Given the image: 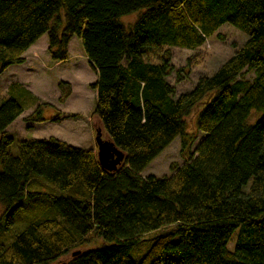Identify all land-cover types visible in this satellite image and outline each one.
Here are the masks:
<instances>
[{"label":"trees","instance_id":"obj_1","mask_svg":"<svg viewBox=\"0 0 264 264\" xmlns=\"http://www.w3.org/2000/svg\"><path fill=\"white\" fill-rule=\"evenodd\" d=\"M135 11L126 27L120 17ZM225 23L245 42L176 95L168 48L195 49ZM43 35L57 62L80 41L97 76L92 115L124 158L108 171L92 148L53 136L18 140L13 155L6 129L33 98L11 83L0 98V264H264V0H0V75ZM189 114L203 134L195 150L170 176H144L176 137L190 145ZM25 119L44 121L40 105ZM34 202L61 218H34L6 243ZM91 239L103 244L62 258Z\"/></svg>","mask_w":264,"mask_h":264},{"label":"rangeland","instance_id":"obj_2","mask_svg":"<svg viewBox=\"0 0 264 264\" xmlns=\"http://www.w3.org/2000/svg\"><path fill=\"white\" fill-rule=\"evenodd\" d=\"M138 16V11L123 15L120 17L122 23L128 27L131 25ZM46 36V35H44ZM46 37H41L38 41V45ZM247 39L245 32L234 27L229 23L223 24L214 35L207 38L205 42L198 46L195 49L182 48L177 46H170L168 48L170 61L175 66L177 71L178 78L175 73L172 72L167 80L175 88L176 95L188 92L195 85L197 79L203 75H209L214 72L232 53L235 49L239 48ZM47 42V38L45 39ZM44 50V49H43ZM46 54L49 56L48 59H45V66L41 73L37 75V82L40 86V96L42 94L46 97L40 99L33 97L31 99H23L20 96L15 95V97H20L22 103H24V111L7 127L6 132L9 136H12L14 142L9 146V151L13 155L18 154L17 141L21 139L29 138H43L46 135L61 133L63 134L70 142H76L78 144L87 143L80 141L76 136L78 132L68 131L66 129V122H74L75 124L88 123L94 129L91 139L93 143L95 141L96 130H101V137L107 139L106 132L102 124L98 121L96 117L92 115V110H84L83 105L86 104L84 99V90L89 87V82L96 79L95 72L90 68L88 59L86 58L83 48L80 41L76 37H71L68 43V53L69 58L66 62H57L53 61L50 58L49 53L47 52V47L45 48ZM28 54L29 58H32L33 55L36 59L40 61L38 53L33 50ZM28 62V59H26ZM42 60V59H41ZM32 62V59H29ZM30 62V63H31ZM48 63L49 65H46ZM61 63L60 65H58ZM66 63V64H65ZM68 63V64H67ZM16 67H11V69H6L0 75V98L3 96H8V86L13 81H18L25 83V87L32 88L33 90V72L27 73L26 62L16 64ZM53 65V66H52ZM84 65V66H83ZM65 67V68H63ZM62 68V70H61ZM62 71V72H61ZM22 76H26L25 81L20 79ZM67 80V81H66ZM59 81H66L72 86L73 94L69 96L63 94L64 89L66 90V85L62 92L58 86ZM39 88V87H38ZM91 91L90 89H88ZM92 92V91H91ZM93 90V94H94ZM19 93V92H18ZM86 94V93H85ZM95 95V94H94ZM91 96V95H90ZM88 97V105L94 104V96ZM64 99H61V98ZM68 97V98H67ZM20 98H18L20 100ZM84 99V101L82 100ZM42 100V101H41ZM49 105L50 107L58 106L59 112L58 115L62 116L66 120H58V123H49V124H40L33 121L26 120L25 118L38 106V105ZM50 108L49 110H52ZM55 111V109L53 110ZM45 112V111H44ZM196 115L189 114L185 117L186 121V139L188 143L186 148H181L180 137H176L158 156H156L149 165L142 172L144 176L148 174H153L156 177L170 176L172 174V167L176 165H181L189 157L188 151H194L199 140L203 137V134L196 130L195 126ZM74 137V138H73ZM105 137V138H104ZM72 138V140H71ZM77 138V139H76ZM71 142V143H72ZM73 143V144H76ZM92 150L97 153L96 141L94 143ZM97 157V155H96ZM41 179V177H39ZM248 189V185L245 186V190ZM1 212V211H0ZM55 216L61 218L60 215L54 209H43L41 203L34 202L31 206H27L19 209L13 218V224L8 228L6 233L3 236V240L6 243L10 240L12 235L18 233L23 229L30 221L34 218L43 219L50 216ZM236 240V232L231 236V239L228 243V248L233 249ZM100 239H91L90 242L86 244L79 245L69 250L62 258L70 257L73 251L86 249L88 247H94L102 245ZM148 247V242H141L139 248L131 254L132 258L139 260L142 254L146 251Z\"/></svg>","mask_w":264,"mask_h":264},{"label":"crops","instance_id":"obj_3","mask_svg":"<svg viewBox=\"0 0 264 264\" xmlns=\"http://www.w3.org/2000/svg\"><path fill=\"white\" fill-rule=\"evenodd\" d=\"M42 38L43 37H46V36H41ZM41 37L35 42V43H33L25 52H24V54H23V56H24V61L23 62H26L27 63V65H26V69L28 70V72L27 73H30V72H33V90H32V88H26L25 87V83H22V82H19V79H18V81H13L12 83H18L21 87H18L17 88V90L19 91H22V90H26V91H29L30 92V94L32 93L33 94V97H37V98H40V99H44V98H46L43 94H42V96H40L39 94H40V86H39V84H38V82H37V74L38 73H41L42 72V70L44 69V66H45V59H48V62H49V56H48V54H46V51H44L45 50V48L47 47V42H46V38L41 42V43H39V44H41V45H39V46H37L38 45V41L41 39ZM44 49V50H43ZM34 51L35 53L37 52L38 53V56L37 57H40V61L38 60V59H36L35 58V56L33 55V57L32 58H29L28 57V54L27 53H29L30 51ZM26 59H28V62H27V60ZM29 59H32V61H33V64H32V62L31 61H29ZM42 59V60H41ZM68 61V60H67ZM31 62V63H30ZM61 63H59L58 65H60ZM66 64V63H65ZM68 64V63H67ZM46 65H49L48 63H46ZM17 65L15 64V65H11L10 67H8L9 69H11V67H16ZM53 66V65H52ZM84 66V65H83ZM7 68V69H8ZM63 68H65V67H63ZM61 70H62V68H61ZM62 72V71H61ZM26 76H22L20 79H23V78H25ZM24 81H25V79H23ZM95 80V79H94ZM93 80V81H94ZM67 81V80H66ZM93 81H90L89 83H92ZM39 87V88H38ZM70 93H69V95H68V97L69 96H72V94H73V90H72V86L70 85ZM8 88H9V86H8ZM88 89H90L92 92H93V90L91 89V88H87L86 90H84V99H86L85 100V102H86V104H84L83 105V108H84V110H87V111H90V110H92L93 109V107H94V104L93 105H91V103L88 105V99H90V98H88L90 95V97L92 98V95L94 96V99H95V92H94V94L91 92V91H89ZM86 93V94H85ZM44 97V98H43ZM67 97V98H68ZM84 99H82L83 101H84ZM42 101V100H41ZM94 102H95V100H94ZM40 108H41V114H42V116L45 118V120L44 121H41V122H39V125L40 124H49V123H58V120H62V122H64L66 119L65 118H63L62 116H60V115H58L59 114V112H57L58 111V109H59V107L58 106H54V107H50L49 105H40ZM50 108H53L52 110H49ZM55 109V111H53ZM45 111V112H44ZM53 118H56V120H53ZM35 123H38V122H35ZM65 124H67V127H66V129L68 130V131H74V132H78V135L76 136L80 141H82V142H86L87 141V143H81V144H78V143H76V142H70V140H68L63 134H59V133H56V134H49V135H46L45 137H43V138H48V137H50V136H53V137H55V138H58V139H60V140H63V141H65V142H67V143H69V144H72V145H75V146H79V147H83V148H92V147H94V143H95V141H94V143H93V140L91 139V137H92V134H93V131H94V129L90 126L91 124H88V123H83V124H75L74 122H70V121H68V122H66ZM33 138H35V137H33ZM74 138V137H73ZM76 138V139H77ZM71 140H72V138H71ZM73 143H76V144H73Z\"/></svg>","mask_w":264,"mask_h":264},{"label":"water","instance_id":"obj_4","mask_svg":"<svg viewBox=\"0 0 264 264\" xmlns=\"http://www.w3.org/2000/svg\"><path fill=\"white\" fill-rule=\"evenodd\" d=\"M95 141L97 145V160L101 167L108 171H114L124 158V153L108 139L101 137V130H96ZM78 251L74 252V254Z\"/></svg>","mask_w":264,"mask_h":264},{"label":"bare ground","instance_id":"obj_5","mask_svg":"<svg viewBox=\"0 0 264 264\" xmlns=\"http://www.w3.org/2000/svg\"><path fill=\"white\" fill-rule=\"evenodd\" d=\"M71 88V87H70Z\"/></svg>","mask_w":264,"mask_h":264}]
</instances>
